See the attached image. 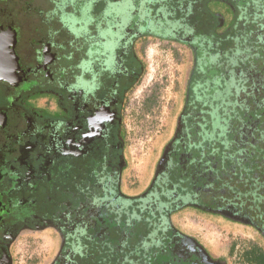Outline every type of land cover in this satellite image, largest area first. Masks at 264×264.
<instances>
[{
    "label": "flooded vegetation",
    "instance_id": "1",
    "mask_svg": "<svg viewBox=\"0 0 264 264\" xmlns=\"http://www.w3.org/2000/svg\"><path fill=\"white\" fill-rule=\"evenodd\" d=\"M188 220L264 245V0H0V264H226Z\"/></svg>",
    "mask_w": 264,
    "mask_h": 264
},
{
    "label": "rangeland",
    "instance_id": "2",
    "mask_svg": "<svg viewBox=\"0 0 264 264\" xmlns=\"http://www.w3.org/2000/svg\"><path fill=\"white\" fill-rule=\"evenodd\" d=\"M218 9L220 10L221 8L218 7ZM62 61L65 62L64 59ZM164 71V82L159 87L163 96L160 98V103H158L156 107L153 108L154 113H150L148 115V119L141 117L135 122L134 125H132L133 130L137 133V137H135L134 141V147L132 148V169L135 173H139L143 171V169L145 170V164L147 161H149L153 147L160 144L163 145L168 140L170 132L169 125L173 123L176 116L182 109V105H184V99L186 100V97H188V86L185 84H182L181 86L180 82L177 81L178 77L170 74L169 69L168 74L166 67ZM171 71H173V69H171ZM205 77L210 78L211 73H207ZM195 79L199 81L198 76H195ZM144 85L148 86L150 84L145 82ZM50 87L51 91L56 89L55 84L51 85ZM147 89L149 88L147 87ZM42 97L45 99L47 98L50 106L53 105L54 107V103L50 101L52 98V95L50 94L44 93L38 98L33 97L27 101V105L37 114H39L41 111L44 114L49 112L48 109L50 106L48 107L43 102L44 100H42ZM192 97L193 95L191 92L190 99H192ZM210 218L213 220V218L216 219L218 216L212 215ZM188 224L190 227L192 225V227L189 229L192 230L200 239H202L207 246L214 250L219 248V252L223 250L221 252L222 254H225V251L228 249L230 244L234 243V251L231 255L232 257L225 260L226 264H238L236 259L241 252L240 249L244 246H247L251 239H254V231H251L249 228L242 229L239 225H234L233 228L232 226H222L224 228L217 229L215 227L201 224L200 222L193 220H190ZM255 238H257L256 233ZM242 240H244V244L241 243ZM255 242L256 245L254 246V254H257V249H259L261 254L260 256L255 257L254 262L255 264H261L260 262H264V256H262V253H264V247H261L260 244L257 243V239Z\"/></svg>",
    "mask_w": 264,
    "mask_h": 264
},
{
    "label": "crops",
    "instance_id": "3",
    "mask_svg": "<svg viewBox=\"0 0 264 264\" xmlns=\"http://www.w3.org/2000/svg\"><path fill=\"white\" fill-rule=\"evenodd\" d=\"M188 222H189V220L187 221V223ZM191 227H192V225H191ZM191 227L188 224L187 228L189 229ZM241 228L245 229V227H241ZM189 231L191 232L192 230L189 229ZM253 240H255V235H254V239H251V241L249 243L247 242L248 243L247 246H244L243 248L240 249L241 252L236 259L238 261V264H255V262H254L255 257L260 256L261 253H260L259 249H257V254L256 255L254 254V248H255L254 246L255 245L253 243H255V241H253ZM241 243L244 244L245 243L244 240H242ZM258 244H260L261 247H264V245L261 244L260 242H258ZM219 251H220V249L218 248L216 250V252H218L220 256H223L225 258V260H227L228 258H231L232 252L234 251V243L230 244L228 249H226L225 254L221 253L223 250L221 252H219Z\"/></svg>",
    "mask_w": 264,
    "mask_h": 264
},
{
    "label": "trees",
    "instance_id": "4",
    "mask_svg": "<svg viewBox=\"0 0 264 264\" xmlns=\"http://www.w3.org/2000/svg\"><path fill=\"white\" fill-rule=\"evenodd\" d=\"M261 264H264V262H260Z\"/></svg>",
    "mask_w": 264,
    "mask_h": 264
}]
</instances>
